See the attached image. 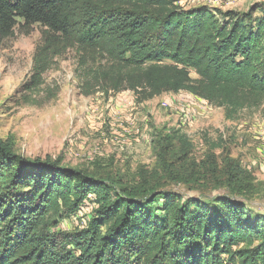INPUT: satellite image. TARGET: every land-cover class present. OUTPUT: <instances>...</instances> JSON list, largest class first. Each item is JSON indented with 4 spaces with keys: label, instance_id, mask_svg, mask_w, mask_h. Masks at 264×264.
<instances>
[{
    "label": "trees",
    "instance_id": "16d2710c",
    "mask_svg": "<svg viewBox=\"0 0 264 264\" xmlns=\"http://www.w3.org/2000/svg\"><path fill=\"white\" fill-rule=\"evenodd\" d=\"M34 25L42 42L22 86L26 104H36L55 59L74 50L86 96L128 91L143 103L187 92L230 121L264 105V4L235 12L175 0H0V40ZM158 138L150 176L226 193L186 197L151 177L129 187L25 158L0 139V264H264V216L243 199L250 184L239 165L219 163L215 146L188 163L186 135ZM86 205L85 227L58 228Z\"/></svg>",
    "mask_w": 264,
    "mask_h": 264
},
{
    "label": "rangeland",
    "instance_id": "374dc122",
    "mask_svg": "<svg viewBox=\"0 0 264 264\" xmlns=\"http://www.w3.org/2000/svg\"><path fill=\"white\" fill-rule=\"evenodd\" d=\"M180 7L206 5L221 11L245 12L264 0H175ZM43 29L17 28L0 40V139L10 140L15 151L28 159L59 161L61 165L113 178L129 187L151 177L160 189L186 197L207 198L226 193L211 184L173 183L158 175L159 134L178 130L192 149L188 163H199L211 151L219 163L235 161L250 184L243 197L249 209L264 216V105L226 120L224 111L203 103L187 92L162 94L138 103L132 92L84 95L78 79V55L68 50L55 59L44 75L36 104L22 100L33 56L42 42ZM191 77L196 78L194 72ZM177 145V144H176ZM176 168V159L168 155ZM190 168V165L185 166ZM184 170H181L183 172ZM162 173V172H159ZM86 205L59 224L62 231L87 225L92 214Z\"/></svg>",
    "mask_w": 264,
    "mask_h": 264
},
{
    "label": "built area",
    "instance_id": "2783aa9c",
    "mask_svg": "<svg viewBox=\"0 0 264 264\" xmlns=\"http://www.w3.org/2000/svg\"><path fill=\"white\" fill-rule=\"evenodd\" d=\"M200 100V99H199ZM202 101V100H201ZM203 103H206V102H204V101H202ZM207 104V103H206Z\"/></svg>",
    "mask_w": 264,
    "mask_h": 264
}]
</instances>
